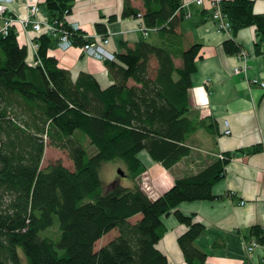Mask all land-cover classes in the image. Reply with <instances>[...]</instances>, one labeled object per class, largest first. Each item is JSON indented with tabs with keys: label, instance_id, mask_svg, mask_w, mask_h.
<instances>
[{
	"label": "trees",
	"instance_id": "trees-1",
	"mask_svg": "<svg viewBox=\"0 0 264 264\" xmlns=\"http://www.w3.org/2000/svg\"><path fill=\"white\" fill-rule=\"evenodd\" d=\"M73 1L43 0L40 8L43 17L68 30L74 45H81L85 33L71 29L65 17ZM180 3L141 0L137 7L124 1L121 15L140 18L148 31L140 30L144 37L105 61L112 79L106 87L89 72L73 78L58 64L48 53L57 35H35L39 62L31 64L29 45L13 28L0 34V264H169L156 244L166 230L162 216L171 211L186 225L177 236L185 260L203 264L206 252L195 240L205 226L176 206L216 197L212 186L236 151L176 177L155 198L136 181H112L102 189L99 176L103 161L120 158L136 179L144 170L142 150L169 168L190 154L189 137L199 128L215 132L214 121L189 115L200 43H189L178 30L187 18ZM221 8L231 33L222 43L224 51L239 53L242 46L233 36L254 25V49L261 52L264 12H254L252 0H223ZM95 26L106 35L103 22ZM149 33L155 41L146 37ZM86 140L95 152H87ZM46 143L65 150L73 168L59 159L42 166ZM55 219L58 238L40 235ZM113 228L117 234L94 249ZM254 233L264 240L262 229L255 227Z\"/></svg>",
	"mask_w": 264,
	"mask_h": 264
},
{
	"label": "crops",
	"instance_id": "crops-1",
	"mask_svg": "<svg viewBox=\"0 0 264 264\" xmlns=\"http://www.w3.org/2000/svg\"><path fill=\"white\" fill-rule=\"evenodd\" d=\"M36 1L41 4L43 0ZM124 1L74 0L66 20L77 22L90 36L98 34L95 23L103 22L109 36L108 48L117 53L144 37L139 29L140 18L121 15ZM130 1L141 7V0ZM252 1L254 12H264V0ZM13 6L23 13L21 5ZM189 10L190 16L178 27L189 43H200L189 89V115L214 121L215 132L199 128L189 137L190 154L169 168L151 159L145 150L140 151L138 156L144 170L138 175L140 180L130 176L129 185L136 181L149 197L155 198L168 189L176 177L200 170L220 153L236 151L225 165L224 175L212 186L216 197L182 201L176 208L184 214L193 213L194 219L205 226L195 240L206 252L203 264H264V250H246V243L257 236L255 227L264 234V86L259 84V81L264 82V45L261 52L255 51L258 37L254 25L238 29L233 38L245 52L247 68L244 72H234V66L241 65L238 55L225 52L222 46L231 33L216 30L207 1L203 5L191 4ZM146 37L156 40L153 33ZM48 53L67 68L73 78L85 71L102 87L112 81L106 62L84 55L79 45L62 50L53 36ZM225 120L230 129L228 133L224 132ZM162 221L166 230L156 246L165 253L169 264H188L177 243V236L186 225L178 221L172 211L163 215Z\"/></svg>",
	"mask_w": 264,
	"mask_h": 264
},
{
	"label": "built area",
	"instance_id": "built-area-1",
	"mask_svg": "<svg viewBox=\"0 0 264 264\" xmlns=\"http://www.w3.org/2000/svg\"><path fill=\"white\" fill-rule=\"evenodd\" d=\"M209 3L211 8V17L214 21L215 28L218 32H230V23L227 20L225 14L221 8V2L223 0H181L180 8L185 11L187 17L190 16L189 5H203L205 2ZM19 4L23 7V13L17 11L13 5ZM69 13L65 12V17ZM56 22L50 21L46 17L42 16L40 4L36 0H0V34L7 35L13 28L17 33L18 38L23 36L20 40L29 45L31 50V57L28 59L29 63L35 64L39 62L37 56L38 42L35 40V35L40 33H51L57 35V45L60 49L66 50L74 45L68 30L58 27ZM73 30L80 29L77 22L68 23ZM139 29L144 35L147 34L148 29L144 27L142 22L139 25ZM33 32V33H31ZM85 41L79 45L82 53L86 56L93 57L98 60L106 61L113 60L115 53L108 48L109 36L106 34H95L90 36L84 35ZM241 65H236L233 68L234 72L246 71L247 65L245 64V52L241 50L237 53ZM256 82V79H252ZM261 86H264L263 81H259ZM224 132L230 131L227 121H224ZM219 158H224L223 153L217 155ZM256 248L264 250V240H260L257 236L251 238L246 243V250L248 252L253 251Z\"/></svg>",
	"mask_w": 264,
	"mask_h": 264
},
{
	"label": "rangeland",
	"instance_id": "rangeland-1",
	"mask_svg": "<svg viewBox=\"0 0 264 264\" xmlns=\"http://www.w3.org/2000/svg\"><path fill=\"white\" fill-rule=\"evenodd\" d=\"M149 38L150 37H148V39ZM84 145L89 154L95 152L96 148L92 144H90L88 140L84 142ZM57 159H59L65 166L73 168L72 161L68 157L65 150L46 143L41 165L46 166L47 164ZM120 171H123L124 173L122 174L120 173ZM99 176L102 182V189H105L112 181H119V183L123 185H129L130 181L129 170L126 167L125 162L120 158L103 161L100 165ZM137 180H140V176L137 177ZM115 234H117V229L115 228L106 232L102 237L95 241L94 249H97L99 246L105 244ZM40 235L57 239L59 236L57 220L55 219L54 223L51 226L41 230Z\"/></svg>",
	"mask_w": 264,
	"mask_h": 264
},
{
	"label": "water",
	"instance_id": "water-1",
	"mask_svg": "<svg viewBox=\"0 0 264 264\" xmlns=\"http://www.w3.org/2000/svg\"><path fill=\"white\" fill-rule=\"evenodd\" d=\"M120 173H122V174H123L124 172H123V171H120Z\"/></svg>",
	"mask_w": 264,
	"mask_h": 264
}]
</instances>
